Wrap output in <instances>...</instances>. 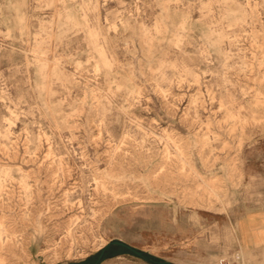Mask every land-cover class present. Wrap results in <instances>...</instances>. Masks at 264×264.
Listing matches in <instances>:
<instances>
[{"label": "rangeland", "instance_id": "obj_1", "mask_svg": "<svg viewBox=\"0 0 264 264\" xmlns=\"http://www.w3.org/2000/svg\"><path fill=\"white\" fill-rule=\"evenodd\" d=\"M260 212L264 0H0V264H264Z\"/></svg>", "mask_w": 264, "mask_h": 264}, {"label": "crops", "instance_id": "obj_2", "mask_svg": "<svg viewBox=\"0 0 264 264\" xmlns=\"http://www.w3.org/2000/svg\"><path fill=\"white\" fill-rule=\"evenodd\" d=\"M248 222H252L253 224H256L258 232L256 234L248 232V233H245V235H244V233H242L243 236L245 237V239H247V240L250 239L252 241V243H250L251 246L252 245L253 246H255V245H260V246L264 245V212H260V213H258L256 215H254L253 218L251 219V221H247V223Z\"/></svg>", "mask_w": 264, "mask_h": 264}, {"label": "water", "instance_id": "obj_3", "mask_svg": "<svg viewBox=\"0 0 264 264\" xmlns=\"http://www.w3.org/2000/svg\"><path fill=\"white\" fill-rule=\"evenodd\" d=\"M112 244H113V245H116V246H118V247H121V248H125V249H127L128 251H130V252L134 253L135 255H137L138 257H145V255H144L143 252H140V251H138V250L132 248L131 246L125 244V243L122 242V241H114ZM104 253H105V251L103 250V251L101 252V254H100V256H99V259H98V261H97L96 264H98V263L102 260V258H103V256H104ZM158 264H171V263L166 262V261H161V262H158Z\"/></svg>", "mask_w": 264, "mask_h": 264}]
</instances>
